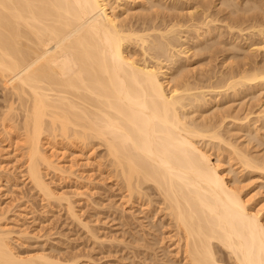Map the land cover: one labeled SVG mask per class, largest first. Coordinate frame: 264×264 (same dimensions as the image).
I'll return each mask as SVG.
<instances>
[{"label":"bare ground","instance_id":"obj_1","mask_svg":"<svg viewBox=\"0 0 264 264\" xmlns=\"http://www.w3.org/2000/svg\"><path fill=\"white\" fill-rule=\"evenodd\" d=\"M187 22L185 28L197 29L193 19ZM181 28L171 21L150 28L157 31L153 37L146 28L135 34L119 24L108 0H0V84L7 91L1 125L22 131L27 177L46 199L55 194L42 168L65 171L47 155L46 140L97 142L130 196L148 186L156 190L189 264H223L215 256L219 248L227 252L229 264H264V222L200 145L204 138L220 140L216 126L186 121L185 100L197 103L202 94L181 83L169 86L168 68L137 63L128 50L137 41L182 54L186 47L174 43L181 39ZM257 29L261 43L253 51L264 52V33ZM235 75L221 85L227 90L245 83L264 86V68ZM234 150L240 167L264 175V162ZM10 234L0 220V264H77L41 253L20 256Z\"/></svg>","mask_w":264,"mask_h":264},{"label":"rangeland","instance_id":"obj_2","mask_svg":"<svg viewBox=\"0 0 264 264\" xmlns=\"http://www.w3.org/2000/svg\"><path fill=\"white\" fill-rule=\"evenodd\" d=\"M108 3L119 24L135 34H144L146 28L145 34L153 37L157 31L153 33L152 27L161 29L171 21L182 25L181 39L174 42L181 43V49L186 47L182 54L174 53L175 49L171 54L166 48L163 56L165 53L159 50L163 46L149 43L146 48L134 40L128 50L137 63L157 62L162 70L168 68L173 76L169 86L181 83L202 94L200 102L191 97L183 101L187 104L183 109L186 121L198 127L216 126L222 142L204 138L200 145L210 153L211 161L226 171L229 183L234 181V187H240L248 207L256 210L264 222V175L240 167L234 154L236 148L264 162V86L252 88V84L245 83L234 90L222 86L228 76L264 68V52L253 51L261 43L254 29L264 33V0ZM190 18L193 24L198 23V30L183 26ZM154 53L160 57L153 58ZM2 87L0 84V111L6 106L7 95ZM243 123L247 128L242 127ZM22 136L21 130L3 128L0 121V220L10 230V243L17 254L41 253L64 263L73 259L77 264H189L180 253L182 240L174 222L162 210L156 190L148 186L139 195L130 196L113 173L103 145L48 138L44 144L47 155L65 171L42 168L43 178L55 194L46 199L27 177ZM221 249H214L215 256L229 264L227 252Z\"/></svg>","mask_w":264,"mask_h":264}]
</instances>
